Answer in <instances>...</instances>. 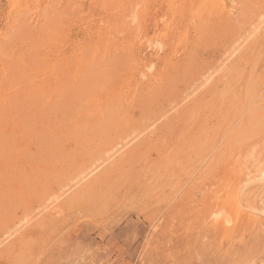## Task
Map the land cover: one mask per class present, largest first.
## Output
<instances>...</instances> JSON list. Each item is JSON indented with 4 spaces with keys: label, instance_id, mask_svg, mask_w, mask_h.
<instances>
[{
    "label": "rangeland",
    "instance_id": "374dc122",
    "mask_svg": "<svg viewBox=\"0 0 264 264\" xmlns=\"http://www.w3.org/2000/svg\"><path fill=\"white\" fill-rule=\"evenodd\" d=\"M0 167V264L262 262L264 0H0Z\"/></svg>",
    "mask_w": 264,
    "mask_h": 264
},
{
    "label": "bare ground",
    "instance_id": "6f19581e",
    "mask_svg": "<svg viewBox=\"0 0 264 264\" xmlns=\"http://www.w3.org/2000/svg\"><path fill=\"white\" fill-rule=\"evenodd\" d=\"M208 3V2H207ZM169 5V4H168ZM206 5V4H205ZM172 7V6H171ZM208 11L207 12H211L212 10H214V5H213V7L212 8H208L207 9ZM209 16V15H208ZM232 19V18H231ZM162 21V20H161ZM190 22V21H189ZM193 26V25H192ZM259 31V30H258ZM148 45H149V43H148ZM243 45V44H242ZM149 51V50H148ZM224 92V91H223ZM193 96V95H192ZM113 131V130H112ZM124 139V138H123ZM109 144V143H108ZM254 150V149H253ZM255 151V150H254ZM253 151V152H254ZM251 152H252V150H251ZM131 153V152H130ZM253 154V153H252ZM114 155V154H113ZM131 156V155H130ZM209 157V156H208ZM247 162V161H246ZM256 165V164H255ZM98 167H100V166H98ZM261 167V166H260ZM0 168H2V167H0ZM262 168V167H261ZM257 170H258V168H257ZM255 171V170H254ZM260 171V170H259ZM94 172H96V171H94ZM94 172H91V174L92 173H94ZM249 173V172H248ZM252 173V172H251ZM250 173V178L249 179H247L248 178V176H249V174H247L246 175V179H247V182L249 181V182H254V181H258V180H260V181H264V170L262 169V171L261 172H258V173H256V174H251ZM109 176V175H108ZM152 180V179H151ZM245 183V182H244ZM249 183H246L245 184V186H247ZM252 184V183H251ZM253 185V184H252ZM214 188V187H213ZM211 192V191H210ZM229 194V193H228ZM227 194V195H228ZM220 198V197H219ZM239 198V197H238ZM216 199V198H215ZM224 201V200H223ZM221 202V201H220ZM232 203H233V201H231ZM239 203L242 205L241 207L243 208V207H248V208H251V209H254L255 211H263V209H258V208H256V207H253L250 203H248V201L246 202V200H245V198H243L242 196L240 197V199H239ZM197 204V203H196ZM238 205V204H237ZM241 207H239V208H241ZM223 210V209H222ZM245 210V209H244ZM240 212V211H239ZM243 212V211H242ZM213 213V212H212ZM224 213V212H223ZM219 214V213H218ZM221 214V213H220ZM241 215H240V217H235V218H237L236 220H231L230 218H228L226 221H225V223L227 224V225H229V224H231V222H233L234 221V223H235V226L233 227V229H232V232L233 233H236L237 231H239V230H241L242 229V227H243V225L241 224V216H242V213H240ZM213 216V215H212ZM221 250V249H220ZM260 259H262V257H260V256H258V257H255L254 258V261H250V262H243L244 264H264V260H262V262H258L257 260H259L260 261ZM242 263V264H243Z\"/></svg>",
    "mask_w": 264,
    "mask_h": 264
}]
</instances>
